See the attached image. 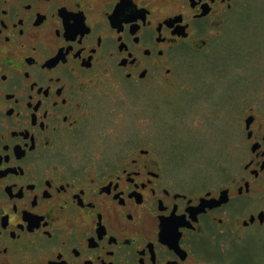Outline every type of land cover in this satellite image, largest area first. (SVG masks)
<instances>
[{"label": "flooded vegetation", "instance_id": "af4514ba", "mask_svg": "<svg viewBox=\"0 0 264 264\" xmlns=\"http://www.w3.org/2000/svg\"><path fill=\"white\" fill-rule=\"evenodd\" d=\"M244 3L0 0V264H264V88L214 180L182 183L120 133ZM108 122L110 149L86 151Z\"/></svg>", "mask_w": 264, "mask_h": 264}, {"label": "rangeland", "instance_id": "374dc122", "mask_svg": "<svg viewBox=\"0 0 264 264\" xmlns=\"http://www.w3.org/2000/svg\"><path fill=\"white\" fill-rule=\"evenodd\" d=\"M244 1L231 24L203 51L177 50L168 80L151 85L148 101L140 95L135 99L137 109L129 120L120 113L121 136L148 138L168 172L182 183L218 177L217 163L229 159L239 144L240 103L250 95L259 97L264 88V0ZM108 124L98 128L86 151L110 149L105 141L116 138L104 139L100 133L115 128L116 123Z\"/></svg>", "mask_w": 264, "mask_h": 264}]
</instances>
